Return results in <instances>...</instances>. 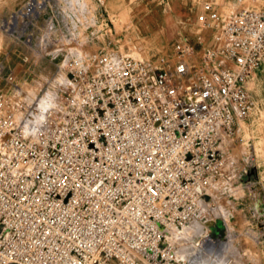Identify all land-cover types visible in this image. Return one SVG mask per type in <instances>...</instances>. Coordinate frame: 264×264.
Returning <instances> with one entry per match:
<instances>
[{
	"label": "built area",
	"instance_id": "2783aa9c",
	"mask_svg": "<svg viewBox=\"0 0 264 264\" xmlns=\"http://www.w3.org/2000/svg\"><path fill=\"white\" fill-rule=\"evenodd\" d=\"M55 1L25 0L3 29H25ZM196 22L215 44L197 63L199 33L173 44L172 63L72 48L45 109L14 99L19 87L3 77L0 264H192L167 233L202 219L219 143L253 108L246 82L264 61V0H233L230 11L203 0ZM223 238L205 233L197 246Z\"/></svg>",
	"mask_w": 264,
	"mask_h": 264
},
{
	"label": "rangeland",
	"instance_id": "374dc122",
	"mask_svg": "<svg viewBox=\"0 0 264 264\" xmlns=\"http://www.w3.org/2000/svg\"><path fill=\"white\" fill-rule=\"evenodd\" d=\"M88 1L90 2L84 0V2ZM86 17H92L90 10L87 11ZM62 23L66 22L62 21ZM99 24H102L103 28L100 25L94 27L95 30L91 34L92 41L97 43L93 47L85 45L82 34L76 37V31L72 28L71 30L68 25L66 29L62 27L56 30L58 35L56 38L52 37L54 31L43 30L42 36L46 41L41 42H38L41 36L31 39L25 35V30L21 27L13 28L12 31L0 29V70L2 69L0 92L10 91L3 77L11 75L14 83L19 87V92H11L14 99L40 98L39 105L43 109L57 104L66 84L61 65L72 48L82 53L101 49L126 51L150 63H157L160 59L168 63L174 61L173 45L168 46L167 50H159V53L149 56L148 52L151 53L150 50L154 49L151 35L148 31L129 33L130 22L126 13L108 14ZM183 31L190 33L192 29L186 27ZM10 32L15 38H12ZM49 38L53 40V44L49 43ZM48 53L56 56L49 57ZM24 56L25 60L22 59ZM58 75L65 80L62 86L52 84V80ZM261 75L260 82L249 88L253 108L246 117L250 120L255 119L256 128L248 125L249 121L245 118L236 131V137L225 136L221 139L219 149L222 167L209 188V195L206 198L209 199V207L203 223L198 221L200 230L190 242L197 246L203 235L199 236V234L204 228H207V232L212 237L219 233L228 242L226 246L220 248L229 250L233 264H264V172L259 182H253L252 171L247 168L256 153L263 163L259 170L264 171V71ZM250 197L253 199L252 206L249 202ZM203 224L209 225L205 227ZM190 235L191 232L185 233L183 237L190 238ZM177 245L178 248L181 247L180 244ZM210 257L216 264H225V259L220 255L213 257L210 255Z\"/></svg>",
	"mask_w": 264,
	"mask_h": 264
},
{
	"label": "crops",
	"instance_id": "0c3cea01",
	"mask_svg": "<svg viewBox=\"0 0 264 264\" xmlns=\"http://www.w3.org/2000/svg\"><path fill=\"white\" fill-rule=\"evenodd\" d=\"M24 1L25 0H0V29L5 26L10 15L15 12ZM219 1L222 9L226 11L233 9V0ZM202 2L203 0H90V2H84V0H58L50 3L43 13L37 17L33 24L28 25L24 30L25 35L29 36L31 39H33V37H37L38 35L41 36L38 40V42H41L43 41L42 37L44 38V36H42L44 27L49 19L54 24V28L52 30L54 31V36L52 35L53 38L58 37L56 30L62 29V21H64L70 29L72 28L76 31V37L77 35L79 36V34H82L84 44L93 47L97 43L92 41L93 39H91V34L95 30L94 27H98L99 25L102 27V24H99V22L102 21V18L108 14L122 15L126 13L130 22L128 26L129 33L134 34L138 31H148L151 35V42L154 49L150 50L151 53L148 52L149 56L159 53V50H167L168 46L173 45L182 36H187L191 39L196 33H199L202 36L203 43L200 46L195 45V47H197V51L188 59L190 62L197 63L200 51L206 46L215 45L213 40L214 31L210 28L200 27L196 22V16L202 10ZM89 10L92 12V17H90L91 19L86 17L87 11ZM188 24L191 27L188 26ZM186 27H188V29H192V31L190 33L184 32L183 29L186 30ZM12 38H15V36ZM34 43H36V41ZM78 51L82 55L87 54L82 53L80 50ZM47 55L49 57L56 56L53 55V53H48ZM26 57L24 56L22 59L25 60ZM263 71L264 61L259 64V66L254 70L253 75L246 82V89L248 93L250 86L257 85L260 82V77L262 76L261 72ZM0 72H2V69ZM36 99H38L39 105L40 98ZM39 107H41V105H39ZM246 120L249 121L248 125L252 128H256L257 123L254 121L255 119L250 120L249 118H246ZM261 164H263L262 161H260V158L257 157L256 153H254L252 162H250L247 166V168L252 171L251 178L253 179V182H259L262 178L261 174L264 171L259 170ZM255 179L258 180L256 181ZM207 195H209V193ZM207 195L201 202L203 217L201 220H198L201 223H203L204 216L209 207V199L206 200ZM252 200V197H250V206H252ZM208 225L206 226L203 224L205 227H208ZM205 233H208L207 228H204V231L200 233L199 236ZM218 234L219 233H217V235ZM206 250H209L210 253L212 252V257L213 255H220V257L225 259L226 264L234 263L233 257H231L232 255L229 254V250L214 246L208 249L205 248L202 252ZM178 255L182 258L190 260L192 256V254L186 256H181L180 254Z\"/></svg>",
	"mask_w": 264,
	"mask_h": 264
},
{
	"label": "bare ground",
	"instance_id": "6f19581e",
	"mask_svg": "<svg viewBox=\"0 0 264 264\" xmlns=\"http://www.w3.org/2000/svg\"><path fill=\"white\" fill-rule=\"evenodd\" d=\"M64 81H65L64 78L61 75L60 76L58 75L54 77V79L52 80V84L62 86L64 84ZM198 223H199L198 221H191L186 225L182 226L181 228H171L168 230L167 238L169 240L176 241L177 244L181 245V247L179 248L177 247V252L181 256L192 254L191 256L192 264H216L214 259L210 257V255H212V252L210 253L209 250L202 252L204 250L203 249L204 246L203 247L201 246V248H199V246H196V244L190 243L193 237H195V235H197L198 231L200 230V225ZM190 232H191L190 238L183 237L185 233H190ZM205 242H208L209 245H217L219 247H224L226 246V244H228L227 240L224 239H219L215 242H212L210 240H205Z\"/></svg>",
	"mask_w": 264,
	"mask_h": 264
}]
</instances>
